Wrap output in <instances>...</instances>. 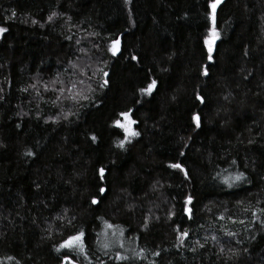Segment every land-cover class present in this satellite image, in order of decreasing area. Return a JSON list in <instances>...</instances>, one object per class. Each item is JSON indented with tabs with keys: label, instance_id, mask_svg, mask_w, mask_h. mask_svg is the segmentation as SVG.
<instances>
[{
	"label": "trees",
	"instance_id": "1",
	"mask_svg": "<svg viewBox=\"0 0 264 264\" xmlns=\"http://www.w3.org/2000/svg\"><path fill=\"white\" fill-rule=\"evenodd\" d=\"M210 12L0 0V264H264V0H221L211 60Z\"/></svg>",
	"mask_w": 264,
	"mask_h": 264
},
{
	"label": "snow or ice",
	"instance_id": "2",
	"mask_svg": "<svg viewBox=\"0 0 264 264\" xmlns=\"http://www.w3.org/2000/svg\"><path fill=\"white\" fill-rule=\"evenodd\" d=\"M208 3H209V7L211 9V12L208 15H210V17L212 19V27L209 30L211 35L206 40V43L209 45V48H208L209 57L208 58H209V60H211L212 59L211 52L213 50L212 44H214L215 40L219 38V33L215 29V22H216V10H217L218 5L221 3V0H208ZM13 15H14V13H13ZM51 18L52 17H49V19H51ZM6 31H7V29L0 27V33H4ZM113 43H114V45H118L119 41H114ZM115 50L118 51L119 50L118 47ZM205 74H207V69H205ZM105 75H107V74H105ZM105 83H107V81H105ZM155 87H156V81L153 80L151 83L148 84V86L146 88H142L140 91L143 93L151 94L152 90ZM198 99H200L201 101L203 100L202 97H198ZM120 115L124 116V117H128V113H121ZM193 119L196 121L197 127H199L200 126L199 115H194ZM131 122H133V121H130V123ZM115 123L119 127H125L124 125H121L119 121H115ZM125 131H129L131 135H139V133L132 132L127 127H125ZM93 139H95V138L93 137ZM122 145H123V142H121V146ZM171 167L183 170V166L180 163H174L171 165ZM99 173H100V179L101 180L104 179V169L103 168L99 169ZM185 175H187V172H185ZM242 178H243V173H240L234 177V179H236V180H241ZM104 191H105L104 188H100V192H104ZM188 199L190 201L191 197H188ZM92 203H94V204L97 203L95 198L92 200ZM183 235H187V233L185 232V233H183ZM83 236H84V233L80 232L77 235L70 237L67 241L64 242L63 245H61V247H68V248L79 247V246H81Z\"/></svg>",
	"mask_w": 264,
	"mask_h": 264
},
{
	"label": "rangeland",
	"instance_id": "3",
	"mask_svg": "<svg viewBox=\"0 0 264 264\" xmlns=\"http://www.w3.org/2000/svg\"><path fill=\"white\" fill-rule=\"evenodd\" d=\"M210 35H211V33H210V31H209V36H208V38L210 37ZM119 41V40H118ZM216 41V40H215ZM213 45V44H212ZM209 46V45H208ZM118 47V49L120 50V41H119V44L118 45H114V43H111L110 45H109V49H110V51L112 52V53H114V54H116V53H118L119 52V50L118 51H116L115 49ZM84 63V62H83ZM82 69V68H81ZM130 121H133V119H132V117L130 116V114L128 113V117H124V116H122V118H121V120L119 121L120 122V124L121 125H124L125 127H127L128 129H132V126H133V124H134V121L133 122H131L130 123ZM125 127H122L123 129H125ZM126 132H129V131H126ZM105 236V238H108V234H105L104 235ZM185 239H186V236L185 235H183V233H181V232H179V234H178V237H177V240H178V243L179 244H183L184 242H185Z\"/></svg>",
	"mask_w": 264,
	"mask_h": 264
},
{
	"label": "water",
	"instance_id": "4",
	"mask_svg": "<svg viewBox=\"0 0 264 264\" xmlns=\"http://www.w3.org/2000/svg\"><path fill=\"white\" fill-rule=\"evenodd\" d=\"M96 201H97V199H96Z\"/></svg>",
	"mask_w": 264,
	"mask_h": 264
}]
</instances>
